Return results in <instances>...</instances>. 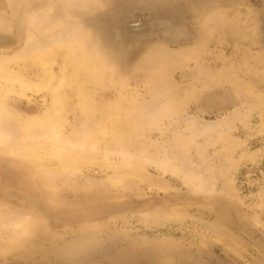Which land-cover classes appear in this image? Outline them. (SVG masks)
<instances>
[{"label":"rangeland","instance_id":"obj_1","mask_svg":"<svg viewBox=\"0 0 264 264\" xmlns=\"http://www.w3.org/2000/svg\"><path fill=\"white\" fill-rule=\"evenodd\" d=\"M48 1L33 3L27 9L18 8L15 14L16 8L12 11L7 0H0V14L10 19L13 27L9 34L4 32L1 34L2 37H10L12 49L19 45L21 38L24 37L25 18L28 13L34 8L47 6ZM54 7L57 12L66 14L60 3H55ZM216 9L223 14L224 21L209 28L202 26L201 20H204L205 14L203 12ZM79 12L75 16L85 24L90 37L94 41L101 42L103 52H106L111 65H115L112 82L116 89L122 83L127 92L144 94L146 86L150 83V73L147 69L138 70L135 66L147 55L155 60L152 50H159L160 46L169 52L178 51L186 55L205 46L206 53L201 58L200 64L209 68H219L222 65L225 67L221 70L220 86H209L210 88L200 93L184 111L182 118L196 117L201 123L221 120L226 116L232 120L233 111L251 106L245 122L241 124L237 121L232 122L233 129L230 128L231 130L227 132L228 139H235L234 141L243 144L231 155H227L223 152L224 143L220 141L214 144L207 143L206 139L201 137L185 150V156L190 166L195 168L203 169L207 163L217 188L225 181L231 183V188L242 199L244 205L243 211L236 207L237 214L241 212L249 216L254 215L264 221V201L261 202L257 197L261 190L264 193V74L262 73L264 65H258L262 70L257 74L258 77L252 73L235 74L241 82L251 83L253 95H259L261 101L255 98V95L252 98L244 92L238 93L236 88H233L231 79L226 82L221 81L223 77L228 79L233 74L228 66L234 65L242 58L244 62L256 65L254 56L244 57L242 52L247 51L249 55L258 52L259 61L263 60L264 63V0H96L89 3L80 13L81 15L78 14ZM252 22L258 23V28L260 26V31L257 33L260 35L255 39L248 36V31L254 26ZM221 24L227 27V32L223 33ZM133 27L142 28L144 34L132 39L126 37V31ZM248 27L251 29L248 30ZM237 31L242 33L243 39ZM195 65L193 62H186L182 70L175 73L174 82L181 84V90L177 94L179 97L183 95L184 90L192 89L194 83L191 82L198 76V68ZM30 68L32 69L28 71V76L35 80L38 76L37 71L33 66ZM150 72L154 74V71ZM112 95L109 93L106 97L112 99ZM227 95L232 99H227ZM220 97V101L210 100ZM19 101L20 109L24 114L42 116L47 111L48 100L45 96L29 95L28 100L19 99ZM70 118L73 120L72 117ZM160 125L146 133L144 144L150 149L153 147L151 150H163L159 155V158L163 159L164 155L171 156L170 154L175 153L173 144L175 145L178 132L181 131L183 135H188L190 132L188 130H185L186 133L183 132L185 120L176 117L170 121L163 120ZM217 139V136L213 137L212 141ZM0 152H5V155H0L3 160L0 162V194L2 192L14 195L35 194V197L49 209L51 218L59 219L58 224H49L56 239L50 241L49 238L38 233L30 239L31 247L16 249L13 244L0 253V264H165L164 260L168 255L158 253L156 257L151 250L155 243L163 239L179 247L174 251L170 264H264L262 259L264 254L256 248L261 253L260 256L247 238L239 232L243 230L239 222L238 230L231 222V218L221 214L216 208L201 205L202 200L211 199V196L193 193L180 178L169 173L162 174L151 164L145 165V177L141 183L131 189L122 191L118 189V193H106L103 195L104 199H100L101 188L91 187L87 183L90 176L86 171H83L84 175L82 174V177H79L70 188L62 187L60 180H57V183L38 181L32 167H28L27 171L16 170L8 163L10 159L8 149L0 147ZM242 154L253 156V161L245 159L238 163L236 160ZM118 164L117 160H112V168H117ZM111 172L104 170L103 175L106 176ZM154 181L155 183L158 181L157 184L163 186L164 192L153 187ZM51 188L55 190L54 200L52 199L54 205L47 201ZM114 194L117 196L111 200L110 196ZM214 198L226 200L219 194ZM0 200H2L1 196ZM121 202L125 203L120 206ZM232 204L237 205L235 202ZM258 204H263L262 210L259 209ZM171 209L181 214L184 220L153 224L132 216L142 212ZM63 222L70 223L69 227L74 228V232L70 233V230H66L64 234ZM87 223L98 224L100 232L94 235L96 240L93 238L92 244L75 250L73 255L74 251L70 253L66 243L81 235V232L90 225ZM79 228L81 231L75 230ZM86 233L89 234V231L87 230ZM256 237L264 238V228L258 229Z\"/></svg>","mask_w":264,"mask_h":264},{"label":"bare ground","instance_id":"obj_2","mask_svg":"<svg viewBox=\"0 0 264 264\" xmlns=\"http://www.w3.org/2000/svg\"><path fill=\"white\" fill-rule=\"evenodd\" d=\"M94 1L96 0H49L47 6L34 8L25 18L24 37L14 49L10 45V37H2L1 34L11 32L12 22L7 16L6 19L0 14V147L8 149L10 155L8 163L18 171H27L28 167H32L40 182L55 183L60 180L62 187L69 188L79 177H82L83 171H86V174L90 176L87 183L91 187L101 188L100 199H104L103 195L106 193H114L118 189L121 191L131 189L141 183L145 177V165L151 164L162 174L169 173L180 178L193 193L211 196L209 203L205 201L201 202V205L214 208L217 201L212 200H219L220 206L227 209L219 210L221 214L231 218V222L235 223L238 230L239 222L244 230L239 232L261 256V253L264 254V242H262L264 238L256 237V234L258 229L264 228V221L254 215L249 216L241 212L237 214L235 210L238 207L242 210L244 205L242 199L231 188V183L225 181L217 188L209 173V165L205 163L203 169L192 167L185 156V150L201 137L205 138L207 143L214 144L219 141L224 143L223 152L227 155L239 149L243 143L228 139L227 132L232 128V122L237 121L240 124L245 122L251 106L233 111L232 120L226 116L221 120L201 123L196 117L182 118L184 111L200 93L209 86L221 84V70L225 68L223 65L219 68H209L200 64L201 58L206 53L205 46L187 55L178 51L169 52L161 46L159 50L153 49L155 60L147 55L135 66L138 70L147 69L150 73V83L146 86L144 94L127 92L122 83L116 89L112 82L115 65H111L106 52H103L101 42L94 41L82 20L75 16L79 11L78 14L81 15L83 9ZM38 2L41 0H7L12 11L16 8L15 14L18 8L27 9ZM55 3H60L66 14L57 12ZM203 13L205 14H202L204 19L201 20L202 26L209 28L224 21L223 14L217 9ZM253 25L252 29L248 27V30L251 29L248 31V36L255 39L260 35V33L257 34L260 26L258 28L256 22ZM134 28L128 29L125 36L132 39L144 34L142 28ZM221 28L223 33L228 31L225 25L221 24ZM237 33L243 39L242 33L240 31ZM257 53L249 55L247 51L242 52L244 57L254 56L256 65L244 62L242 58L234 65L228 66L233 74L228 79L223 77L221 81L226 82L231 79L233 88L235 87L238 93L244 92L252 98L255 95V98L261 101L259 95H253L251 83H243L235 75L236 73L246 75L252 73L258 77L257 74L262 72L258 65L263 66L264 63H262L263 60L259 61L260 54ZM215 58L218 60L217 57ZM186 62L196 64L198 76L191 82L194 83L191 86L192 89L182 90L183 95L179 97L177 94L181 90V84L175 83L173 77L177 71L182 70ZM31 66L37 71L38 76L35 80L28 76ZM150 71H154V74ZM262 73L264 74V71ZM111 89L113 90L110 91ZM109 93L113 94L112 99L107 98ZM29 95L45 96L48 100L47 111L42 116H30L20 109L19 99L28 100ZM226 98L232 99L230 95ZM210 100L211 102L220 101L221 97L210 98ZM173 117L185 120L183 132L188 130L190 133L183 135L179 131L175 145L173 144L175 153L170 154L171 156L164 155L163 159H160L159 155L163 153V150H151L153 147L150 149L146 146L145 135L148 131L158 128L163 120L170 121ZM216 136L218 139L212 141ZM5 152H0V155H5ZM113 159L119 163L117 168H112ZM245 159L253 161L254 157L242 154L236 161L239 163ZM2 161L0 158V162ZM209 162L211 163L210 160ZM104 170L112 172L104 176ZM157 182H153V187L164 192L163 186H159ZM50 190L47 201L54 205L55 190L53 188ZM216 194L222 195L229 202L214 198ZM258 194V199L263 202V191L261 190ZM0 196L2 198L0 200V253L13 244L16 249L32 246L30 239L38 233L49 238L50 241L56 239L53 237L55 233L51 231L49 224H58L59 219L51 218V212L35 197V194L14 195L2 192ZM116 196L115 194L110 196L111 200ZM232 202L237 205L235 206ZM117 203L119 205V202ZM124 203L121 202L120 206ZM258 206L262 210L263 204ZM11 208L14 210H10ZM132 216L153 224L184 220L181 214L173 209L142 212ZM62 225L65 228L64 234L66 230H70V233L74 232V228L69 227L70 223L63 222ZM97 225L91 223L81 232V235L78 233V237L67 242L68 251L70 253L74 251L73 255H75V250L92 244L96 238L94 235L100 232V227ZM75 230L81 231V228ZM87 230L89 234L86 233ZM176 249L179 247L177 248L167 239L155 243L151 248L156 257L158 253L168 255L166 259L163 257L165 264L172 262L171 258ZM262 259H264L263 255Z\"/></svg>","mask_w":264,"mask_h":264},{"label":"water","instance_id":"obj_3","mask_svg":"<svg viewBox=\"0 0 264 264\" xmlns=\"http://www.w3.org/2000/svg\"><path fill=\"white\" fill-rule=\"evenodd\" d=\"M205 201H208V203L210 202L209 199H205V200H202V202H205ZM212 201H217L216 202V205L214 206V208H216L217 210H227V209H224L220 206V202H218L219 200H212ZM148 207V206H147ZM235 224V223H234Z\"/></svg>","mask_w":264,"mask_h":264}]
</instances>
